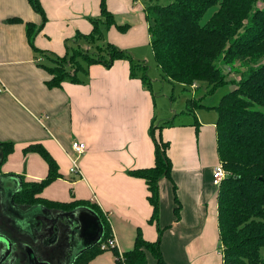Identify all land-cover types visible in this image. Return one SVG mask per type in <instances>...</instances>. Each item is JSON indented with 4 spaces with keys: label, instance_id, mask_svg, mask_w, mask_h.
I'll use <instances>...</instances> for the list:
<instances>
[{
    "label": "crops",
    "instance_id": "crops-1",
    "mask_svg": "<svg viewBox=\"0 0 264 264\" xmlns=\"http://www.w3.org/2000/svg\"><path fill=\"white\" fill-rule=\"evenodd\" d=\"M100 1L40 0L47 24L36 38V47L63 57L67 39L77 31L91 33L93 26L87 18L100 15ZM107 6L114 15H122L123 21L133 24L127 33L112 27L108 40L146 60L150 52L145 46H151V38L145 6L139 0H107ZM14 18L38 25L42 21L27 0H0V142L14 143V153L2 165L0 179H10L15 189L21 177L27 182L45 178L49 168L42 157L23 151L42 144L59 164L62 175L42 192V198L60 203L87 200L99 206L110 220L122 253L134 248L138 231L154 242L159 232L149 222L153 208L147 199L146 182L128 175V171L155 164L149 133L152 118L157 119L154 96L140 79L130 77V63L124 60L115 62L111 69L92 66L87 85L65 82L62 89H48L49 76L37 66L25 24L10 23ZM194 115L197 118L188 114L193 118L190 122L174 123L162 131L163 140L170 143L172 181L182 208L181 220L177 221L172 181L163 180L160 225L166 230L161 247L168 264H223L222 252H218V188L213 184V170L221 164L216 145L218 117L197 111ZM197 119L199 133L193 126ZM74 142L87 146L78 161V181H71L75 175L71 172V160L76 158ZM14 207L24 214L25 221L40 210ZM87 209L92 216L98 215ZM90 239L88 236L79 252ZM89 264L119 263L109 251Z\"/></svg>",
    "mask_w": 264,
    "mask_h": 264
},
{
    "label": "trees",
    "instance_id": "trees-1",
    "mask_svg": "<svg viewBox=\"0 0 264 264\" xmlns=\"http://www.w3.org/2000/svg\"><path fill=\"white\" fill-rule=\"evenodd\" d=\"M27 1L41 16V24L24 23L20 18L9 22L25 24L26 37L36 55L37 66L49 76L48 89H62L65 82L87 85L91 81L92 66L111 69L115 62L124 60L130 63V77L140 79L144 88L154 96L147 63L137 61L129 50L108 40L107 33L112 27L127 33L133 26L122 18L119 20L109 10L107 0L100 1L98 17L87 18L93 26L91 33L77 31L73 38L65 41L67 51L63 57L36 47V38L47 24L46 12L40 0ZM140 1L145 5L154 62L162 80L181 84L189 90L193 86L196 88L197 83H207L210 95L228 83L235 84V89L224 95L218 106L208 107L217 112V154L227 173L223 182L216 186L222 259L223 264H264V0H167L166 4ZM216 6L218 10L202 24L204 15ZM225 66L230 73L238 74L239 79L228 81L229 76L223 70ZM188 103L183 112L194 117L197 109L205 108L197 100ZM152 119L149 133L155 147V164L151 168L128 171V175L146 182L147 199L153 208L149 222L156 225L159 236L150 242L138 231L134 248L123 253L126 264H168L161 247L166 228L160 225V184L166 179L172 181L173 162L168 154L170 143L163 140L162 131L174 127V119L163 122ZM200 125L197 119L193 124L196 132ZM13 151L14 143L0 142V174L2 165ZM23 151L25 155L39 154L49 169L46 177L38 182H27L21 177L16 205L40 207L50 212L55 210L65 218L79 208H91L98 214L102 237L77 255L72 264H89L109 251L118 255L116 248H102L113 237V230L99 206L87 200L51 202L40 196L53 182L62 178L60 166L50 152L42 144L30 145ZM172 189L177 205L174 216L180 221L182 205L173 181ZM116 262L122 264L118 258Z\"/></svg>",
    "mask_w": 264,
    "mask_h": 264
},
{
    "label": "flooded vegetation",
    "instance_id": "flooded-vegetation-1",
    "mask_svg": "<svg viewBox=\"0 0 264 264\" xmlns=\"http://www.w3.org/2000/svg\"><path fill=\"white\" fill-rule=\"evenodd\" d=\"M0 179V232L9 237L12 246L11 254L6 259L7 264H71L75 254L79 252L75 221L60 217L57 211H47L40 208L26 220L15 203L14 186ZM18 207V206H17ZM85 227L90 229L88 220ZM13 227L19 233L16 239L7 233L5 226ZM93 229V228H92ZM90 233L91 230L89 231ZM74 238V239H73Z\"/></svg>",
    "mask_w": 264,
    "mask_h": 264
},
{
    "label": "rangeland",
    "instance_id": "rangeland-1",
    "mask_svg": "<svg viewBox=\"0 0 264 264\" xmlns=\"http://www.w3.org/2000/svg\"><path fill=\"white\" fill-rule=\"evenodd\" d=\"M140 1V0H139ZM156 3L160 4H166L168 3L167 0H153ZM141 2V1H140ZM142 3V2H141ZM143 4V3H142ZM145 6V5H144ZM218 10V6L211 8L205 15L204 19L202 21V24L206 23L211 16ZM117 16V15H116ZM119 20L123 17L122 15L117 16ZM133 26V24H132ZM151 38V35H150ZM146 51L150 52V55L147 57V59H139L136 56L135 58L137 61L144 63V60L147 63V66H149V76L151 77V89L154 90V100L156 104V118L158 119V122H163L166 119L168 120H173L175 124L179 123H186L190 122L193 118L188 116V114L184 113L183 111L187 109L189 103V100H197L200 103H202L205 108H199L197 109V112L199 114H209L212 117H217V112L215 109L208 108V107H214L218 106L220 104L221 98L226 95L227 93H230L233 91L234 85L228 83L222 87L213 95L208 94V86L207 83L200 82L197 84L196 88H193L192 90L185 89L181 84H176V83H169L168 81H165L164 79L159 76V72L156 67V63L154 62V57H153V48L149 46H145ZM131 52V51H130ZM223 70L226 74H228V81L232 80H238L239 75L236 73H230L228 67H223ZM141 72V71H140ZM90 78V76H89ZM91 80V78H90ZM90 82V81H89ZM88 82V83H89ZM87 83V84H88ZM205 109V110H204ZM80 161V160H79ZM79 164V163H78ZM70 178V177H69ZM71 178H76L78 180L81 179L79 175H73ZM16 180H18L16 178ZM20 181V180H18ZM72 181V180H71ZM3 220V218H0V221ZM110 221V220H109ZM5 229L7 230V233L11 235V237H14L16 239L20 238V235L17 234L11 227L5 226ZM87 238H85V241L83 240L82 242H86ZM91 242V241H89ZM80 246L83 245V243L79 244ZM79 246V248H80ZM222 252L220 241L218 243V252ZM262 253H264V249L262 250ZM117 257V255H116ZM223 258V256H222ZM117 259V258H116Z\"/></svg>",
    "mask_w": 264,
    "mask_h": 264
},
{
    "label": "water",
    "instance_id": "water-1",
    "mask_svg": "<svg viewBox=\"0 0 264 264\" xmlns=\"http://www.w3.org/2000/svg\"><path fill=\"white\" fill-rule=\"evenodd\" d=\"M6 179H4L3 181L5 183H10L11 180L10 179L6 180ZM21 185H22V183L20 180L18 188H20ZM18 188L16 187L14 189L15 193L18 192V190H19ZM69 216L71 218H73V221H75L74 225H76V229L78 232L77 238L79 241H83L85 238H88V236L91 237V239H90L91 242L89 243V245H87V247L83 248L82 251L75 254L74 257L72 258L74 260L77 255L83 253V251L92 247L95 243H97V241H99L101 239V237H102V234H101L102 233V226H101V223H100L98 216L97 215L92 216L91 212H89V210L87 208H84V207L79 208V209L69 213ZM82 217L84 219L88 220V223L91 225L90 229H88L89 227L88 228L85 227V221L82 219ZM13 230L17 234H19L14 227H13ZM90 230L92 233L89 232ZM11 246H12V243H11L9 237H7L4 233L0 232V264H7L8 261H6V259L11 254ZM72 262H71V264H72ZM10 264H14V262L10 263ZM30 264H34V263L30 262ZM42 264H49V263H42Z\"/></svg>",
    "mask_w": 264,
    "mask_h": 264
},
{
    "label": "built area",
    "instance_id": "built-area-1",
    "mask_svg": "<svg viewBox=\"0 0 264 264\" xmlns=\"http://www.w3.org/2000/svg\"><path fill=\"white\" fill-rule=\"evenodd\" d=\"M195 86H193L194 88ZM72 150H74V156L76 158H73L71 160V172L75 175H80V164H78V161L80 159V157L82 155H84L87 151V146L85 143L83 142H74L72 145ZM213 184L215 186H219V184L221 182H223V180L225 179L227 173L224 170V167L222 165H219L217 167H215V169L213 170ZM113 234V232H112ZM103 249H112V248H116L118 249V255L116 258L119 259L120 262H122V264H126V262H124V256L123 253L121 252L120 248H118V244H117V240H116V236L115 234H113V237L111 238V240L105 244L102 245Z\"/></svg>",
    "mask_w": 264,
    "mask_h": 264
}]
</instances>
